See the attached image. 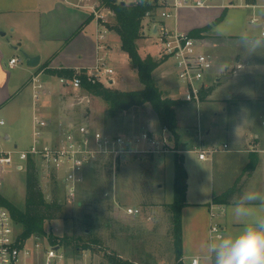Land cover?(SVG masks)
Wrapping results in <instances>:
<instances>
[{
	"label": "rangeland",
	"instance_id": "374dc122",
	"mask_svg": "<svg viewBox=\"0 0 264 264\" xmlns=\"http://www.w3.org/2000/svg\"><path fill=\"white\" fill-rule=\"evenodd\" d=\"M215 1L221 3L219 0ZM96 3L102 6L100 1ZM161 9L160 6L153 13L159 12L160 15ZM104 11L107 13L108 8ZM241 11H244L243 8L230 9L231 15H234L236 19L245 23L248 22L249 16L244 19ZM113 16L114 14H108V22L113 21ZM167 19L171 20V18ZM167 19L162 20V22L167 24ZM150 20L152 21V18H149ZM156 21L158 19H155L151 28H144V38L139 40V45L144 56L151 54L154 58L161 59L163 58L160 54L161 44L158 41L155 29H152ZM43 22L46 23L47 20ZM148 25L145 22V26ZM92 27L89 25L88 28L92 31ZM252 28L253 26L248 31ZM108 29V33H110L106 41L107 61L109 67H112L115 73L112 75L114 80L110 84H104L119 89L141 88L143 84L138 73L131 66L128 54L121 48L119 34L114 29ZM215 29L221 34H228L236 30L232 27L229 18L220 25H215L214 31ZM93 30L95 31V29ZM11 35L12 32L8 31L7 37H11ZM200 39L204 43L203 35ZM68 40L69 38L66 43H62L61 47L65 46ZM30 43L39 48L42 62L60 46L56 41L43 42L39 38L37 40L32 39ZM70 47L73 48V45L70 44ZM90 47V45H87L85 51H90ZM236 48L243 51L247 50L245 45L240 47L233 45L231 47L229 43L225 45L226 53L221 54L220 51L223 49L218 51L211 47L216 72L219 68L224 67L225 70H231L229 73L236 74L238 66L231 65L233 62L230 57ZM201 49L205 50L203 45ZM257 53L264 55V50ZM85 56L89 57L88 54ZM20 57L22 65L28 67L24 53H20ZM95 61L94 57L91 65H94ZM262 61L260 59L261 63ZM43 67L48 80L47 92H52L51 95H53L48 100L50 108L55 114V119L50 124L53 129H56L60 122L75 121L117 135H132L143 130H150L153 133L162 131L160 124H158L159 121H157V113L151 105H148L147 108L141 107L130 111H122L115 116H111L107 111V103L102 97L84 89L74 90L59 84L58 79L61 75L54 72V70L60 68L49 67L48 64ZM257 75L256 78L253 76L247 78V83L252 86L251 80H254L253 87L255 89L264 84V69ZM153 76L166 89L167 94L173 98L185 100L182 94L183 91L179 89V80L172 59H167L162 63L153 72ZM214 83L216 82L214 81ZM28 92L26 99L29 96ZM251 96L259 102L264 101V93L259 95L252 92ZM254 105L256 106L249 108L250 112L256 114L255 112L261 113L264 111V106L257 103ZM177 114L179 120L178 131L180 133L179 143H176L169 130L166 132L171 139L169 143L171 152L155 154V157H150L148 154L136 155V157L123 161L117 168L112 167L109 160L99 161L93 167L86 168L84 179L76 195L71 199L68 198L65 192L60 172L56 170L44 172L37 168L40 187L45 199L51 202L56 198L63 204V210L57 212L55 218L45 222L47 233L41 236V240L46 242L50 230L58 237L64 234L86 236L90 232L100 238L99 244L95 247L75 250L74 242L67 248L62 245L68 256L77 259L80 264H114L110 257H116V255L135 264H173L175 257L174 230L172 213L168 203L174 200L176 152H183L184 147L187 145L191 146L192 150H196L195 146H201V141L207 143L212 140L213 145L222 146L223 142L229 139L225 131L227 116L219 103H212L210 99H203L200 102L186 101L177 106ZM25 115L27 117L28 113ZM9 124L8 119L7 124L3 127L6 126L7 128ZM3 127L0 126V129ZM210 128L212 131L208 135L206 131ZM4 136L5 133L0 132V138L4 139ZM32 140L30 141L28 137L25 141H19L18 148L14 145L13 148L27 149ZM2 142L6 141L3 140ZM1 148L0 150H8V146ZM186 155L188 157L193 153L188 152ZM15 158H17L16 154ZM27 163L22 170L16 169L14 165H6V171L0 176V194L5 200L21 210L25 208L27 196ZM189 164L191 166L189 168L190 175L193 179L194 176H198L201 166L195 159L192 160V164L191 162ZM48 172L49 174H46ZM196 187V184L191 183V188L195 189ZM125 207H138L140 212L126 214ZM19 225L23 229L20 223ZM200 264H202L201 259Z\"/></svg>",
	"mask_w": 264,
	"mask_h": 264
},
{
	"label": "crops",
	"instance_id": "0c3cea01",
	"mask_svg": "<svg viewBox=\"0 0 264 264\" xmlns=\"http://www.w3.org/2000/svg\"><path fill=\"white\" fill-rule=\"evenodd\" d=\"M94 1L99 2V0H86L87 3ZM80 3H82L81 0H0V114L5 118L6 124L8 119L10 121L7 128L3 127L6 124L0 125L3 127L0 132L5 133V138H0L1 149L8 146V150H12L13 145L18 148L19 141H25L28 137L30 141L32 140V116L36 110L46 115L51 121L55 119V114L48 103L53 96L52 92H46L37 105L32 97L31 77L40 74L43 79L47 80L45 69L42 66L48 64L49 67L60 69L88 67L94 57L97 60V20L92 11L79 6ZM231 8H243L244 11H241V14L244 15V19L249 16V21L245 23L236 19L234 15H231ZM170 18L171 20L166 21L170 28L186 32L210 24L211 28L202 34L204 37L202 45L211 56L213 54L211 47L218 51L223 49L220 53L225 54V45L229 43L231 47L246 45L247 42L240 38L241 33L262 32L264 29V0H256L255 3L249 5L229 7L219 5L218 2L210 7L184 6L178 8ZM228 18L236 30L228 34L218 33L216 29L214 31L215 25H220ZM252 18L259 20L252 22ZM155 19H161L159 12H154L152 21H149V18L145 21L149 24L145 27L151 28ZM44 20L47 22L44 23ZM89 25L93 26L92 31L88 28ZM251 26L253 28L248 31ZM108 28H110L109 25ZM152 29L154 30V27ZM2 31L4 34L1 33ZM8 31L12 32L11 37H7ZM38 38L43 42L56 41L60 45L59 48L52 50L53 52L44 62H42L39 48L30 43L32 39L37 40ZM68 38L67 44L61 47ZM87 45L91 46L90 51H85ZM20 53L39 55L40 63L37 66H30L27 63L28 67H24ZM86 54L89 57L85 56ZM231 54L233 62L231 65L238 66L236 74L229 73L231 70H225L224 67L216 72L214 63L212 71L206 76L208 84L206 88L211 86L212 92L205 97L212 103L222 105L227 116L225 131L229 139L223 144L227 143L228 149L214 153L207 160L200 159L198 153L189 145L185 146L182 152L188 171L187 204L182 209V260L185 264L190 262L192 264V259L196 256L200 264L201 246L211 233L214 222L218 223L221 231L235 233L241 228L240 224L232 220L231 205L242 190L251 186L264 189V126L262 123L264 111L255 112L256 114L249 111V108L256 106L254 105L256 103L259 105L262 103L261 106H264V101L259 102L251 96L252 92L262 95L264 84L255 89L254 80H251L253 86L247 83V78L252 76L256 78L257 74L264 69V55L251 53L248 50L243 51L239 48L234 49ZM13 57L19 58V61L11 66L9 61ZM260 59L263 60L262 63ZM27 91H29L28 99H26ZM26 113H28L27 117ZM211 131L210 128L206 133L209 135ZM3 140L6 142L3 143ZM202 142L200 144L206 148L221 146L213 145L212 140L207 143ZM188 152L193 155L187 157ZM193 159L201 166V171L197 177L194 176L192 179L189 163L192 164ZM249 166H253V169L248 170ZM191 183L196 184L197 187L191 188ZM232 188L234 189L233 194L226 197L224 202L218 203L224 205V212L213 219L210 215V205L215 203L214 198L224 195Z\"/></svg>",
	"mask_w": 264,
	"mask_h": 264
},
{
	"label": "built area",
	"instance_id": "2783aa9c",
	"mask_svg": "<svg viewBox=\"0 0 264 264\" xmlns=\"http://www.w3.org/2000/svg\"><path fill=\"white\" fill-rule=\"evenodd\" d=\"M81 1L82 3L78 5L89 8L97 20L98 57L94 65L76 67L72 75L59 77L61 85L74 90L83 89V74L92 82L101 81L110 84L114 80L112 75L115 73V70L109 67L106 52L108 14H113V11L108 9L107 14L105 8L98 3ZM219 1L221 2L219 5L228 7L249 5L246 0ZM158 2L162 8L161 19L155 22L154 29L161 44L160 54L173 60L183 98L186 101L200 102L202 90L208 86L206 76L214 66L212 56L201 49L203 40L201 41L200 37L172 29L162 20L172 17L180 7H210L217 3L215 0H158ZM258 20V18L251 19L252 22ZM18 61L19 58L13 57L9 63L14 66ZM30 83L33 89L32 97L37 105L47 92L48 81L40 74H36L31 77ZM4 124L6 120L0 114V125ZM50 124L51 120L46 115L39 110L34 112L32 143L27 149L0 150V176L6 171V165H14L16 169L22 170L29 160H33L36 167L44 172L56 170L61 173L65 192L71 199L76 195L84 179L86 168L93 167L99 161L109 160L111 166L117 168L123 161L136 155L171 152L169 146L171 139L166 133L167 129H162L160 133L143 130L132 135H117L75 121L60 122L56 129ZM201 146H195V151L203 160L210 159L214 153L228 149L227 143L209 148ZM124 210L126 214L140 212L138 207H125ZM223 212L224 205L218 203L210 205V215L213 219ZM216 230L221 231L218 223L214 222L211 232ZM0 264H80V262L68 256L61 244L53 243L49 238L44 242L40 236L24 237L11 210L0 201ZM192 264H199L197 256L193 257Z\"/></svg>",
	"mask_w": 264,
	"mask_h": 264
},
{
	"label": "trees",
	"instance_id": "16d2710c",
	"mask_svg": "<svg viewBox=\"0 0 264 264\" xmlns=\"http://www.w3.org/2000/svg\"><path fill=\"white\" fill-rule=\"evenodd\" d=\"M101 5L113 11L114 19L108 22L111 29H114L120 36L121 48L128 54L131 66L136 69L143 86L137 89H119L104 84L101 81L92 82L83 74V89L100 96L107 103V111L111 116H115L122 111H130L141 107L147 108L151 105L156 111L161 129H167L173 135L176 143H179V120L177 106L186 101L180 98H173L167 94L161 84L154 79L153 72L164 63L167 58H154L151 54L143 55L139 45V40L144 38L145 21L154 16L153 11L159 7L158 0H99ZM253 4L256 0H246ZM211 28L210 24L194 28L189 31L192 36L201 37L203 32ZM78 32V31H76ZM75 34V33H74ZM74 68L55 69L54 72L61 76H70L74 73ZM212 92V87L202 90L201 100ZM152 157L153 154H148ZM175 175H174V200L168 203L173 219V237L175 243V259L173 264H185L182 260V209L187 204V179L188 171L184 164L182 152L175 155ZM27 169V196L24 210L16 208L0 194V201L12 212L14 218L22 226L24 237L46 235L45 222L56 217L57 212L63 210V204L58 199L49 202L45 199L40 187L37 167L33 160L28 161ZM249 166L248 170H252ZM238 182H236L237 184ZM237 186V185H235ZM234 189H230L222 196L214 198L215 203L224 202L226 197L233 194ZM48 238L53 243L69 247L74 242L75 250L95 247L99 244L100 238L91 234L86 236L64 234L56 236L53 231H48ZM114 254V253H113ZM110 260L114 264H135L134 262L111 256Z\"/></svg>",
	"mask_w": 264,
	"mask_h": 264
},
{
	"label": "clouds",
	"instance_id": "9594fccd",
	"mask_svg": "<svg viewBox=\"0 0 264 264\" xmlns=\"http://www.w3.org/2000/svg\"><path fill=\"white\" fill-rule=\"evenodd\" d=\"M251 53L264 50V32L241 33ZM235 232L209 233L202 243V264H264V189L251 186L242 190L231 205Z\"/></svg>",
	"mask_w": 264,
	"mask_h": 264
},
{
	"label": "water",
	"instance_id": "95a60500",
	"mask_svg": "<svg viewBox=\"0 0 264 264\" xmlns=\"http://www.w3.org/2000/svg\"><path fill=\"white\" fill-rule=\"evenodd\" d=\"M1 33L4 34V31H2ZM25 57L27 59L28 65H30V66H37L40 63V56L39 55H29V54L25 53Z\"/></svg>",
	"mask_w": 264,
	"mask_h": 264
}]
</instances>
